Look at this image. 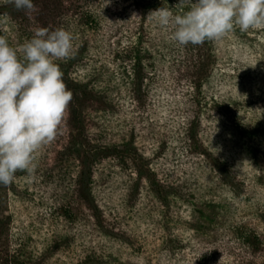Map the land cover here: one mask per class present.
Segmentation results:
<instances>
[{
	"label": "rangeland",
	"instance_id": "obj_1",
	"mask_svg": "<svg viewBox=\"0 0 264 264\" xmlns=\"http://www.w3.org/2000/svg\"><path fill=\"white\" fill-rule=\"evenodd\" d=\"M178 2L0 0L20 55L74 36L62 134L0 185V264H264V29L180 46L148 18Z\"/></svg>",
	"mask_w": 264,
	"mask_h": 264
},
{
	"label": "clouds",
	"instance_id": "obj_2",
	"mask_svg": "<svg viewBox=\"0 0 264 264\" xmlns=\"http://www.w3.org/2000/svg\"><path fill=\"white\" fill-rule=\"evenodd\" d=\"M31 14L33 0H5ZM174 14L162 7L149 19L174 28L180 46L216 43L239 29H264V0H179ZM73 34L63 28H35L22 55L0 35V185L10 186L17 172L33 174L42 148L62 134L73 92L57 61L73 58ZM255 67V66H254Z\"/></svg>",
	"mask_w": 264,
	"mask_h": 264
},
{
	"label": "trees",
	"instance_id": "obj_3",
	"mask_svg": "<svg viewBox=\"0 0 264 264\" xmlns=\"http://www.w3.org/2000/svg\"><path fill=\"white\" fill-rule=\"evenodd\" d=\"M10 12L13 14L14 10H13V9H11V10H10Z\"/></svg>",
	"mask_w": 264,
	"mask_h": 264
}]
</instances>
